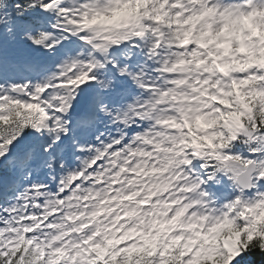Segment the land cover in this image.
Instances as JSON below:
<instances>
[{
  "label": "snow or ice",
  "instance_id": "obj_1",
  "mask_svg": "<svg viewBox=\"0 0 264 264\" xmlns=\"http://www.w3.org/2000/svg\"><path fill=\"white\" fill-rule=\"evenodd\" d=\"M264 257V0H0V264Z\"/></svg>",
  "mask_w": 264,
  "mask_h": 264
},
{
  "label": "trees",
  "instance_id": "obj_2",
  "mask_svg": "<svg viewBox=\"0 0 264 264\" xmlns=\"http://www.w3.org/2000/svg\"><path fill=\"white\" fill-rule=\"evenodd\" d=\"M256 258V264H264V257L259 256L258 254H253Z\"/></svg>",
  "mask_w": 264,
  "mask_h": 264
}]
</instances>
